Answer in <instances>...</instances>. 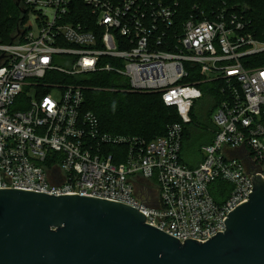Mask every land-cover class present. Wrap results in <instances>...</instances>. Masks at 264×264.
Here are the masks:
<instances>
[{"label": "built area", "instance_id": "obj_1", "mask_svg": "<svg viewBox=\"0 0 264 264\" xmlns=\"http://www.w3.org/2000/svg\"><path fill=\"white\" fill-rule=\"evenodd\" d=\"M15 4L14 21L0 7V189L118 201L181 241L226 230L264 182V39L246 0ZM99 73L127 83L123 91L160 93L180 121L151 140L103 131L83 112L79 82ZM199 80L220 96L212 140L187 165L183 132Z\"/></svg>", "mask_w": 264, "mask_h": 264}, {"label": "water", "instance_id": "obj_2", "mask_svg": "<svg viewBox=\"0 0 264 264\" xmlns=\"http://www.w3.org/2000/svg\"><path fill=\"white\" fill-rule=\"evenodd\" d=\"M227 216L181 241L118 201L1 188L0 264H264V182Z\"/></svg>", "mask_w": 264, "mask_h": 264}, {"label": "trees", "instance_id": "obj_3", "mask_svg": "<svg viewBox=\"0 0 264 264\" xmlns=\"http://www.w3.org/2000/svg\"><path fill=\"white\" fill-rule=\"evenodd\" d=\"M3 2V6L7 8L6 10L1 8L3 17L14 21L17 15L14 13L11 15V11H8L11 5L14 9L16 8L15 0H3ZM246 2L251 7L247 16L253 22L255 34L264 39V0H246ZM10 15L13 17L10 18ZM113 76L107 73L90 74L79 81L84 87L83 112L87 110L93 112L98 117L103 131L151 140L163 135L172 122L180 121L176 108L165 105L160 93L123 91L120 88L127 86V83H120ZM199 81L198 86L203 90V96L199 100H205L209 105L199 119L191 117L196 110L197 101L193 105L190 122L187 123L183 132L184 140L181 149V151L186 149L190 153L191 158L194 159L192 165L202 159L198 148L212 140L213 126L210 113L213 112L220 96L216 83ZM181 161L185 163L182 153Z\"/></svg>", "mask_w": 264, "mask_h": 264}, {"label": "rangeland", "instance_id": "obj_4", "mask_svg": "<svg viewBox=\"0 0 264 264\" xmlns=\"http://www.w3.org/2000/svg\"><path fill=\"white\" fill-rule=\"evenodd\" d=\"M3 5H4L3 0H0V7L4 9L5 7ZM6 9L7 8H5V10ZM10 11H11V13H10L11 15H13V13L16 14V15H18V13H17L18 12L17 6L14 9L13 6L11 5V7L9 8V11L8 12H10ZM27 95L30 98H34L35 97L34 90H30ZM196 104H197V106L195 108L196 110L193 112V115L191 114V117H193L194 119H199L205 113L204 111H206V107H208L209 104L205 100H197ZM210 118H211V115H210ZM200 147L198 148V150L200 149ZM181 153H182L183 160L185 161V163L190 164V165L194 164V159L191 158L190 153L188 151H186V149H183L181 151Z\"/></svg>", "mask_w": 264, "mask_h": 264}]
</instances>
